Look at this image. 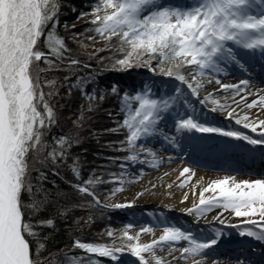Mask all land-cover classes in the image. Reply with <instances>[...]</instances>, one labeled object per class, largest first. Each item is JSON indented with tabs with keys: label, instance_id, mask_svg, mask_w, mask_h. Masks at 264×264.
I'll return each instance as SVG.
<instances>
[{
	"label": "snow or ice",
	"instance_id": "6c2138e0",
	"mask_svg": "<svg viewBox=\"0 0 264 264\" xmlns=\"http://www.w3.org/2000/svg\"><path fill=\"white\" fill-rule=\"evenodd\" d=\"M60 7V0H0V264L55 262L51 254L43 259L35 258L40 253L32 249L26 238L39 236L35 230L37 228L54 227V218L34 219L29 223L25 219V209L36 217L52 202L53 194L43 184L47 176L42 168L50 164L54 174H58L55 165L63 162L67 148L72 144L71 137H57L52 145L45 140L47 131L56 123L55 111L49 100L58 93L54 87L56 80H42L41 74L64 69L71 72L81 63L70 55L71 50L65 39L56 32ZM85 15L89 13H81V16ZM90 15L92 19L89 23L94 26L92 31L106 41L113 38L118 41V51L122 56L116 59V65L129 69L143 64L154 72L158 69L160 75L186 85L193 96H198L199 90L205 86L201 78L206 73L222 71V61H237L234 48L251 52L259 50L264 55V0H194L190 5L171 7L158 4L157 0H96ZM41 37H44L47 52L40 50ZM89 39L94 37L89 36ZM153 61L155 68H152ZM40 62L46 67H41ZM183 69H189L187 75ZM64 80L69 81L70 76L66 75ZM81 83L83 81L78 78L77 86ZM207 83L211 84L212 80ZM215 83L220 85V90H233L235 96H239V100L232 98L237 106L243 101L244 107L249 110L259 108L264 111V90H259L255 93L257 98L247 102L248 96L254 95L248 88V80H241L238 84H222L215 79ZM44 86L51 90L45 92ZM110 91L119 94L115 84ZM175 92L181 93V88L177 87ZM85 95L91 110V101L95 97ZM176 99V96L153 98L150 91L131 96L124 93L121 101L124 118L120 127L127 130V135L121 143L126 144L128 150H136L142 138L158 131L164 114ZM208 100L219 109L225 107L212 99L211 94L200 102L203 104ZM234 115L235 109L227 112L229 118ZM235 122L250 128L252 132H257L259 128L260 135L264 137V119L257 117L253 121L245 114L236 118ZM175 129L178 133H219L252 145H264V139H253L239 131L208 126L192 114L181 116L175 123ZM118 130L109 129L112 132ZM55 145H59V148ZM139 151L150 152L143 144H140ZM30 154L33 161L31 166ZM125 159L135 162L138 155H129ZM37 164L41 167H35ZM33 170L37 172L35 182L29 179ZM72 171L79 178L78 167L73 165ZM192 175L194 173L187 167L180 172V177H187V180ZM101 182L99 177L89 178L73 187L99 204V197L90 186ZM185 182L181 180L180 186L183 187ZM171 186L168 185L169 188ZM121 190L115 189L113 195ZM24 193L30 198L28 204L22 200ZM206 193L211 194L206 196ZM187 199L188 194L185 193L183 200ZM111 206L122 208L131 205L117 203ZM213 208H222L236 217L247 218L242 223L252 225L256 230L244 228L239 235L264 241V179L237 182L233 177H224L213 180L200 190L198 203L185 211L199 218ZM59 214L63 215L64 212ZM132 227L129 224L122 231L120 238L126 242L120 247L77 239L73 242V248L83 250L86 255L77 258L62 252V260L70 264H96L92 261V255L116 260L117 253L128 251L138 259V264H176L178 260L185 264L189 261L190 264H203L206 250L217 245L221 236L217 232L214 238L201 241L190 230L165 226L162 233L155 237V230L151 226L143 227L135 234L129 231ZM143 234H152L154 238L142 242ZM106 235L113 237L114 233L109 230ZM181 242H185V246L177 247ZM38 248L44 249L45 244L38 243ZM165 248L166 255H158ZM176 252H179V256L175 255ZM197 256L201 259H195ZM238 264L248 262L238 261Z\"/></svg>",
	"mask_w": 264,
	"mask_h": 264
},
{
	"label": "trees",
	"instance_id": "16d2710c",
	"mask_svg": "<svg viewBox=\"0 0 264 264\" xmlns=\"http://www.w3.org/2000/svg\"><path fill=\"white\" fill-rule=\"evenodd\" d=\"M68 2H75V0H60L61 7L58 18L66 10ZM95 2H91L92 5ZM157 3L166 4L165 6L169 7L189 5L187 0H162ZM89 21L70 29V31L83 33L95 39H103L92 31L94 26ZM56 32L65 39L67 47L71 50L70 55L81 63L71 72L64 69L41 74L42 80H56L57 83L54 87L58 93L49 100L55 111L56 123L51 125L47 131L45 140L52 145L57 137H71L72 144L67 148L63 162H57L55 165V172L58 174H54L50 164L42 168L47 176L43 184L53 194L52 202L36 217L28 213L27 208L25 209L26 222L32 223L34 219L54 218V227L37 228L35 230L39 236L26 238L29 239L32 249L40 253L35 258L43 259L51 254L55 258L54 264H70V262L62 260V252L77 258L86 255L83 250L73 248L75 240L110 244L112 240L106 235L107 231L133 224L137 214L136 212H127L126 215L117 210H106V208L96 205L92 197L79 193L73 187V185L82 183L89 178L99 177L103 182L90 186L91 190L99 197V200H105L111 195L112 190H107V184H114L111 180V173L116 172L119 167H117V160L113 158L115 154L108 150L109 145H105L107 142L113 143L118 139L115 132L109 131L114 126L110 114L120 118L122 125L124 112L121 110V101L124 93L131 96L138 92L150 91L153 98H161L173 87L169 81L167 84H162L160 80H157V74L147 73L145 67L136 66L132 69L113 67L116 59L122 56L119 52V57V53L113 47L112 50H103L94 55L77 52L70 48L69 43L72 44V42L68 39L67 32L60 28H56ZM43 41L44 37H41L40 50L47 52ZM110 42L118 44L116 38ZM40 66L46 67L43 62H40ZM66 75L70 76L69 81L64 80ZM78 78L83 83L77 86ZM114 84L118 87L119 94L111 93L110 89ZM69 89H71L70 92ZM43 90L48 92L51 89L44 86ZM85 93L95 97L91 101V110H89V100ZM101 96L104 98L100 99ZM121 129L123 133H127L126 129L123 127ZM119 135L121 137L122 134L119 133ZM55 146L59 148V145ZM32 163L30 154V166ZM73 165L79 169V178L72 171ZM35 167L40 168L41 166L37 164ZM36 175L37 172L33 170L29 179L35 182ZM22 200L25 204L30 203L27 193L22 195ZM61 211L64 212L63 215L59 214ZM38 243H44L45 248L39 249ZM92 261H95L96 264H114L110 258L98 255H92Z\"/></svg>",
	"mask_w": 264,
	"mask_h": 264
},
{
	"label": "rangeland",
	"instance_id": "374dc122",
	"mask_svg": "<svg viewBox=\"0 0 264 264\" xmlns=\"http://www.w3.org/2000/svg\"><path fill=\"white\" fill-rule=\"evenodd\" d=\"M96 0H75V2H68L66 10H64L61 14V16L58 18V24L56 28H60L62 29L64 32H67L68 34V39L70 40L71 43H69V46L72 50L77 51V52H81V53H88V54H96L98 52H102L103 50H112V47L114 48V50H116L117 53H119L118 51V47L119 45L117 44H113L110 41H106L104 39H89V36L83 34V33H77V32H71L70 29H73V25H75V27L81 25L82 23L87 22L88 20H91L92 17L90 15L91 10H92V3L91 2H95ZM157 1H162V0H157ZM189 2V5L192 4L194 2V0H187ZM166 4H164L165 6ZM81 13H89V15H85V16H81ZM65 25H67V27H65ZM229 46H231V43H229ZM237 48H234V52L242 54V55H247L248 59L252 61V57L250 56L251 53H247L245 52L243 49H239V51H235ZM259 53L260 51L257 50ZM120 57V53L118 54ZM261 60V59H260ZM233 63L235 65L234 68H232V70H230L229 72L226 73V75L223 74V70L225 69V64L226 63ZM253 62H257V61H253ZM113 67L117 68H121L120 66L116 65V63L113 64ZM136 67V66H134ZM138 67H145L147 69L146 72L149 74H157L156 76L158 78H165L164 80H162L163 84L166 83L167 78L170 77H166V76H162L159 74V70L157 69L155 72L151 70L150 67L146 66V65H139ZM156 67V63L155 61H153L152 63V68ZM220 67L222 68V71L220 72H212L210 74L206 73V76L201 78L205 81V84L207 83L208 80H212L211 84L205 85L203 88L205 89L204 91L199 90V95L198 96H193L190 93V90L187 89L186 85H181L178 81H176L174 78L173 81V86L175 87V89L177 87L181 88V93H176L175 90L170 91L168 93V95H164L163 97H169V96H176L177 99L174 102L173 106L168 110V112H166L164 114V119L159 123L158 125V131L153 134L150 137H144L142 138L141 141H139L137 143V149L136 150H128L127 149V145L126 144H122L121 142L125 140V137L127 135V133H123L121 130L122 127L120 122V118L117 117H113L112 114H110L112 116V122L114 123L113 129L115 128H119L118 131H116V135H117V140H114L113 143H109L107 142L105 145H109L110 148H108V150H110L112 152V154H115L113 156V158H115L117 160V167H119V169L116 172H112L111 173V180L114 182V184L108 185L107 190H112L111 195L105 199V200H101L104 203H111L113 198H115V196L119 193H124L126 190L127 191H132L133 189H136V187L139 186V184H141L140 179H139V170H141L142 168V163L144 162L143 159L144 157H146L145 152L139 151V146L140 144H143L144 148L149 149L151 147H156L158 149H160L161 152H167L169 151V147L171 145H178L180 147V151L183 152V155H185V157L188 158H196V160L199 161H203L206 163V161H218L216 158L213 157L214 154V150L213 148H210V145L212 143L216 144V146L218 145V143L216 141H212V139L210 141H205L203 140L202 142H199L195 139H191L189 138V136L187 135V131H183V132H177L175 129V123L176 121L181 117V116H185L186 114H192L193 116H195L199 122L201 123H205L208 126H213V127H218L224 130H231V131H239L242 132L248 136H251L250 133H248L247 131H245L246 129L230 123V122H226L223 119H220L219 117H217L216 112H209L208 114L203 110L204 107H206V103L204 102L203 104L200 102L201 100H204V96H206L209 92L210 89L216 85L215 83V79H219L221 80H234L237 81L238 79L246 76L245 73H239V72H235L236 68H243L245 67V64L243 61H241L237 55V61H231L230 59L222 61L220 63ZM133 68V67H132ZM129 68V69H132ZM136 70V69H135ZM189 69H185L183 70L184 74L187 75ZM262 73V72H261ZM213 77H215V79H213ZM254 84H263L264 85V78H260L259 80H255ZM202 89V88H201ZM187 103V106L186 103ZM135 103L134 101L132 102V104ZM136 104H133V107H135ZM179 114V115H178ZM260 130V129H259ZM119 133H121V137L119 135ZM207 134V133H204ZM219 134V133H217ZM220 136H223L221 134H219ZM167 137V138H166ZM225 137V136H224ZM235 139V138H234ZM254 139V138H253ZM258 139H264V137L262 136H258ZM241 142H245L246 144H249L247 141L244 140H240ZM180 144V145H179ZM206 144V145H205ZM103 144V146H105ZM192 145H195L193 150L192 149ZM251 147H254L256 149L259 150L258 153H260V155H257V158H259V165L264 166L263 162H264V156L261 154V151H264V145H252L249 144ZM203 147L202 148H200ZM218 148V147H216ZM133 154H137L138 155V160L133 162V161H127L125 158L129 155H133ZM211 155V156H209ZM211 158V159H209ZM208 163V162H207ZM125 165L124 167H121V165ZM210 164V163H209ZM244 164V163H242ZM246 165V164H244ZM228 166H223L221 163L220 165H211L210 166H206L204 167V169L208 170L209 172L213 173V177L208 181V183H210L213 180L216 179H222L224 177V175L228 174V173H238V172H233L231 170L227 169ZM249 175V174H248ZM251 177V179H247L249 181L251 180H257V179H264V174H250L249 175ZM186 180V184H184V186L182 188L188 187L190 185L191 179ZM122 181V183H121ZM243 181V180H241ZM106 187V186H105ZM117 188H121V191H115V194L113 195V192L115 189ZM131 206H126V207H122V208H110V209H106V210H117L118 212H122L124 214L127 215V212H136V216H135V220L133 222V224H131L133 227L129 230L132 234H135L136 232H138L141 228L143 227H148L151 226L155 231L158 232V234L160 235L162 233V229L165 226H177V227H181L183 230H190L193 232V234L201 241H207L211 238L215 237V234L217 232L221 233L222 228L218 227V228H213L211 229L210 233H208L207 231H205V229L203 227H198L194 225V219H192L190 214H187L186 216H180V215H176L174 213H172L168 208L164 207V206H160V205H155V204H150V203H137V202H133L132 204H130ZM232 217H234L237 220H241V223L244 219L247 218H239L236 217L234 214H232ZM246 224H243V226H245ZM198 227V228H197ZM126 227H121V228H117L114 229L112 232L114 233V236L111 237L112 242L110 244H105L108 246H115V247H120L123 243H125L126 241L121 239V235H122V231L125 230ZM244 228H253V230H256L254 226L252 225H247ZM238 231V229H234V232H231L233 234H230L231 236L228 237H219V239H229L230 237H233V235L236 236L235 240L233 241H239L243 238H246L248 241H252V243H260L262 244L264 241H258L255 238L252 237H241L240 235L236 234ZM149 234H143L141 236L142 237H146ZM233 241H225L227 243H231ZM224 242V241H223ZM113 244V245H111ZM222 244V240H218L217 245L215 246H219ZM233 249V248H231ZM244 249V248H242ZM238 250V249H235ZM256 248L250 247L249 252H256ZM262 251V250H261ZM241 252V250L239 251ZM206 258H211V252H206ZM117 259L116 260H112L110 257V260L113 261L114 264H138V259L135 256H131V253L128 251H124L121 253H117ZM224 259L227 260V262H232V264H238V261L240 260H234V259H230L228 257H224ZM243 259V258H242ZM241 259V260H242Z\"/></svg>",
	"mask_w": 264,
	"mask_h": 264
},
{
	"label": "bare ground",
	"instance_id": "6f19581e",
	"mask_svg": "<svg viewBox=\"0 0 264 264\" xmlns=\"http://www.w3.org/2000/svg\"><path fill=\"white\" fill-rule=\"evenodd\" d=\"M235 51H239V48H237ZM244 51L251 53V51L249 50ZM253 53V55H250L253 61L258 60L259 58L264 61V55H261V53H259L258 51H255ZM237 55L239 59L244 62L245 67L241 69L236 68L235 72L246 73V76L238 79L237 81L221 80L220 82L222 84H238L241 80H248L250 82L248 88L251 92L254 93V95L248 96L247 98V102H251L252 99L257 98L255 93H257L259 90H264L263 84H254L255 80H259L261 77L264 78V65L253 63V61L248 59L247 55H242L239 53H237ZM231 67L234 68L235 65L231 62L226 63L223 74L226 75L227 72L232 70ZM260 71H263V74H260ZM164 79L165 78H157V80H160L161 83ZM167 83L168 81H166L165 84ZM205 85H207V83ZM172 87H174L173 83ZM200 90L204 91L205 89L202 88ZM209 94H211L212 99L219 101L220 104H224L225 107L224 109H219L216 105H213L210 100L205 101L206 107H204L203 110L207 114L209 112H212L213 108H216V110L213 112H216L217 117L225 120L226 122L236 124L242 128H244L243 125L237 124L235 120L236 118L242 117L245 114H248L250 120L253 121H255L257 117H259V119H264V111H261V109L259 108L249 110L244 107L243 101H241L239 106H237V104L233 102L232 98L235 97L236 100H239V96H235L233 90H220V85L216 84L210 89V92L206 96H208ZM232 109H235V115L232 118H229L227 116V112ZM244 129H246L245 131L251 134V138L258 139V136H261L259 128L257 132H252L250 128ZM187 135L189 136V138L198 139L199 141H210L211 139L214 141L217 140L220 145V149L219 151H216V154L214 156L217 157L216 159L218 161H213L211 162V164L219 165L221 163L223 166H228V170L238 172L233 174L228 173L224 175V177H233L237 182H239L241 180L251 179L248 174H264V166L259 165L258 163L259 158H257V155H260V153H258L259 150L251 147L249 144L241 142L240 140L234 139L232 137L220 136L217 133L204 134L195 131H187ZM149 150L150 152H145L146 157H144V162L141 165L142 168L141 170H139V179L141 184H139V186L132 191L126 190L124 193L117 194L115 198H113L111 203L105 204L111 206L117 203L126 205L132 204L133 202L144 204L150 203L164 206L176 215L186 216L189 213L186 212L185 209L192 207L194 203H198L200 190L203 187H206L209 184L208 181L213 177V173L204 169V167L210 166L209 162H198L196 158L190 159L188 157H185V155H183V152L180 151V147L178 145H171L169 147V151L167 152H161L160 149L156 147H151L149 148ZM152 153H154L155 155L153 156ZM261 154L264 156V151H261ZM242 163H246L249 166L245 167V165ZM185 167L190 168L194 175H192L190 185L188 187L182 188L180 186L181 180H185L187 177L181 178L180 172ZM166 173L167 175H165ZM186 183L187 182H185V184ZM153 185H156V187H153ZM168 185H172L171 188H169ZM193 191H195V195L193 194ZM138 193H143V195L138 196ZM185 193L188 194V199L186 201L183 200ZM210 194L211 193H206L205 195L207 196ZM190 215L192 219H194V225L200 228L203 227L208 233H210L211 229L213 228L221 227L222 232L226 234H233L231 232H234V229L237 228L238 231L236 234L239 235V232L243 230L242 228L247 226H243L241 220L235 219L234 217H232L230 211H225L222 208H213L210 212L199 218L194 213ZM221 221H223V223H221ZM158 236V232L155 231V237ZM153 238V235L149 234L146 237H142L141 241L147 242ZM236 242L238 241H235L233 243ZM228 245L230 244H221L219 246H213L212 248L206 250V252H211V258L204 257L203 264H232V262H227V260L223 257L229 256L230 258L237 259L239 255H235L234 252L233 254H230V248ZM237 245H239V247H246V251L247 247H249V244L245 238L241 239L233 246ZM182 246H185V242H181L177 247ZM256 247L257 249L262 248L264 250V244L262 247L257 245ZM166 252L167 249L165 248L163 251H159L158 255L164 256L166 255ZM175 255L179 256V252H176ZM131 256L133 255L131 254ZM243 256L246 258L250 255L248 252H245ZM251 256V258H253L254 256H256L257 258H254V260L246 259L248 264H260L261 262L255 261H257L258 258L263 259L262 255H259L258 253H254ZM195 259H201V257L197 256L195 257ZM176 264H185V262L182 260H178ZM188 264H190V261L188 262Z\"/></svg>",
	"mask_w": 264,
	"mask_h": 264
},
{
	"label": "water",
	"instance_id": "95a60500",
	"mask_svg": "<svg viewBox=\"0 0 264 264\" xmlns=\"http://www.w3.org/2000/svg\"><path fill=\"white\" fill-rule=\"evenodd\" d=\"M94 202H95V201H94ZM95 204H97V203L95 202ZM97 205L100 206V207H103V208H108V209H110V208H114V207H111V206L105 204V203H104L103 201H101V200H100V203L97 204Z\"/></svg>",
	"mask_w": 264,
	"mask_h": 264
}]
</instances>
